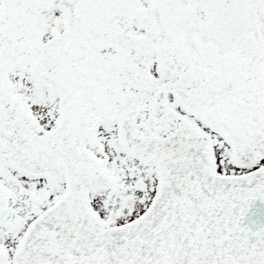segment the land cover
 <instances>
[{
  "label": "snow or ice",
  "instance_id": "6c2138e0",
  "mask_svg": "<svg viewBox=\"0 0 264 264\" xmlns=\"http://www.w3.org/2000/svg\"><path fill=\"white\" fill-rule=\"evenodd\" d=\"M0 264H264V0H0Z\"/></svg>",
  "mask_w": 264,
  "mask_h": 264
}]
</instances>
